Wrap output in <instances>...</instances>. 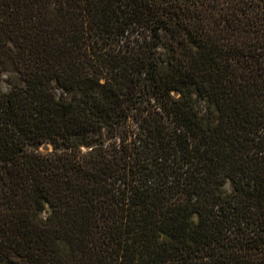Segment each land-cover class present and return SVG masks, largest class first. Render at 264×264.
Segmentation results:
<instances>
[{
  "label": "trees",
  "instance_id": "16d2710c",
  "mask_svg": "<svg viewBox=\"0 0 264 264\" xmlns=\"http://www.w3.org/2000/svg\"><path fill=\"white\" fill-rule=\"evenodd\" d=\"M0 264H264V0H0Z\"/></svg>",
  "mask_w": 264,
  "mask_h": 264
},
{
  "label": "rangeland",
  "instance_id": "374dc122",
  "mask_svg": "<svg viewBox=\"0 0 264 264\" xmlns=\"http://www.w3.org/2000/svg\"><path fill=\"white\" fill-rule=\"evenodd\" d=\"M1 87L4 89L6 88V85L4 83L1 84ZM56 93H58V91H56ZM51 148H50V145L47 144V143H43V144H40L39 147H38V150L39 151H49Z\"/></svg>",
  "mask_w": 264,
  "mask_h": 264
}]
</instances>
